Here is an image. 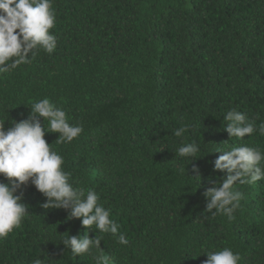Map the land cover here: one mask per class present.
Returning a JSON list of instances; mask_svg holds the SVG:
<instances>
[{
  "label": "trees",
  "instance_id": "16d2710c",
  "mask_svg": "<svg viewBox=\"0 0 264 264\" xmlns=\"http://www.w3.org/2000/svg\"><path fill=\"white\" fill-rule=\"evenodd\" d=\"M57 48L0 77V120L26 118L45 96L84 132L70 144L46 140L65 158L75 187L93 188L129 245L103 236V253L73 256L62 238L98 231L45 210L34 186L29 216L0 240V264H203L204 250L231 247L240 264H264V181L244 193L229 221L205 211L213 161L233 144L264 147V136L230 140L235 108L264 120V0H55ZM188 124L184 141L174 136ZM201 146L193 162L181 142ZM192 162V163H191ZM183 167L181 173L179 169ZM199 168L197 178L193 168ZM0 181L7 182L0 175ZM215 211V210H213ZM201 255V256H200Z\"/></svg>",
  "mask_w": 264,
  "mask_h": 264
},
{
  "label": "clouds",
  "instance_id": "9594fccd",
  "mask_svg": "<svg viewBox=\"0 0 264 264\" xmlns=\"http://www.w3.org/2000/svg\"><path fill=\"white\" fill-rule=\"evenodd\" d=\"M55 0H0V77L5 73L31 64L40 51L54 53L58 38L52 31L57 23ZM26 118L6 122L0 120V240L19 228L29 216L28 204L24 202L26 188L31 185L43 194L45 210L64 209L68 219L81 220L82 226L101 233L93 238L85 231L83 235L70 234L61 243L70 249L73 256L91 254L93 249L103 253V236L111 234L117 243L129 245L126 236L120 233L121 225L111 218V209L101 202L100 194L93 188L75 187L72 174L63 167L64 156L51 147L47 133H59L56 144H70L80 137L84 127L70 124L65 109L58 107L49 97L35 100ZM245 113L230 109L223 125L230 140L243 141L254 134L264 136V120L257 123ZM189 125L182 123L174 130V136L184 141ZM201 146L195 141L181 142L175 149V157L196 160ZM212 163L214 172H222V179L208 177L210 185L203 193L205 211L212 216L224 215L229 221L240 207L244 193L234 187L237 184H254L264 181V147L247 143L233 144L225 149ZM191 162V163H192ZM183 173L184 169H179ZM201 178L199 168H193ZM215 210V211H213ZM207 259L203 264H240L241 254L231 247L204 250ZM201 256V255H200ZM98 264H107V258L96 257ZM32 264H49L48 258L37 257Z\"/></svg>",
  "mask_w": 264,
  "mask_h": 264
}]
</instances>
